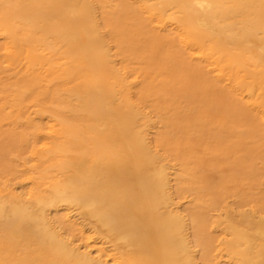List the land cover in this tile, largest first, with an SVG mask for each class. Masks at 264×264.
<instances>
[{"label":"bare ground","instance_id":"6f19581e","mask_svg":"<svg viewBox=\"0 0 264 264\" xmlns=\"http://www.w3.org/2000/svg\"><path fill=\"white\" fill-rule=\"evenodd\" d=\"M39 2L0 0V96L10 98L20 114L27 92L38 100L54 95L59 85L73 84L71 95L90 116V124L82 127L63 116H25L29 143L14 177L23 189L17 195L7 185L0 186V261L4 246L16 251L29 242L36 255L25 248L18 258L22 264L30 257L44 264H193L181 219L169 209L166 170L154 166L157 157L142 130L146 118L138 110L125 114L105 109L115 99L107 81L121 76L99 38L92 10L116 31L114 47L122 59L145 39L151 50L156 41L166 39L171 48L167 62L194 71L205 89L229 99L223 124L215 126L232 138L264 144V107L254 91L258 68L259 77L264 76V54L238 55L223 44L232 42L235 48L264 30V0H94V5L87 0H47L54 8L55 26L40 23L44 15L38 11ZM17 26L24 29L21 42L14 37ZM213 29L220 38L213 37ZM158 84V91L147 98L149 107L165 127L184 138L177 146L191 147L184 128L191 113L193 133L218 140L203 112L177 102L166 76L161 75ZM65 152L81 155L70 166L73 173L59 181L48 163ZM66 168L58 166L57 171L63 174ZM45 184L52 187L48 195L40 190ZM62 202L86 208L107 234L132 247L133 253L108 249L80 228L81 248L62 240L47 217V211ZM232 235L236 241L229 245L219 239L203 243L208 264H218L230 251L244 264H264V242L251 257L239 250L244 235Z\"/></svg>","mask_w":264,"mask_h":264},{"label":"rangeland","instance_id":"374dc122","mask_svg":"<svg viewBox=\"0 0 264 264\" xmlns=\"http://www.w3.org/2000/svg\"><path fill=\"white\" fill-rule=\"evenodd\" d=\"M109 1L113 2L106 0L107 3ZM46 2L47 0H40L37 6L39 13L44 15L40 23L55 26L54 8ZM87 3L94 5V0H87ZM92 14L95 16L99 38L106 45L118 76H121L118 80L111 78L107 81L113 89L115 99L105 109L108 113L119 110L125 114L138 110L146 118L147 124L141 129L147 135L148 147L157 157L156 161L153 160L154 166H163L166 170L167 190L172 201L169 209L181 219L184 243L193 264H208L204 257V242L219 239L229 245L236 241L232 235L234 231L244 235V239L239 241V250L251 257L255 256V251L264 242V213H261L264 207V144L232 138L225 129L215 126L216 123L223 124L229 99L219 91L205 89L200 76L194 71L167 62L171 48L166 39L156 41L152 50L148 46L149 41L145 39L128 59H122L116 54L114 47L116 31L105 24L97 9H93ZM210 31L215 39L220 38L214 29ZM23 32L24 29L17 26L14 37L18 42H21ZM235 42H240L237 37ZM81 43H84L83 38ZM223 44L238 55L264 54V30L246 37L235 48L232 42ZM248 63L251 64L250 61ZM257 70L254 91L257 101L264 107V76L259 77L261 68ZM133 73L138 75L135 80L131 78ZM161 75L166 76L170 92L178 103L205 114L211 121V131L217 135L218 140L193 133L195 113H191L188 114L184 127L188 130L191 147L185 150L181 145H176L181 144L184 138L172 130L173 127H165V122L149 107L147 99L158 91ZM17 79L19 86L20 77ZM73 88V84L59 85L54 95L44 94L38 100L34 93L27 92L20 105V114L10 98L0 96L1 187L5 184L17 195L23 189V185H19L14 177L24 161L25 148L29 143L25 116H63L82 127L90 124V116L82 109L79 100L71 95ZM18 115L23 118L10 123ZM80 155L79 152H65L52 158L48 163L52 174H58L56 178L59 181L64 180L68 174L73 173L70 166ZM91 161L92 158L88 157L87 164ZM58 166L68 168L61 174L57 171ZM50 188L52 187L45 184L40 190L48 195ZM47 217L59 237L75 248H81L76 230L80 228L108 249L118 248L128 255L134 251L132 247L125 246L123 241L107 234V229L96 218L91 217L86 208L66 202L57 203L47 211ZM21 245L16 251L4 246L0 263L22 264L18 258L23 255L25 248L32 251L33 256L36 255L33 243L23 242ZM24 264L44 263L30 257ZM218 264L244 263L240 256L230 251Z\"/></svg>","mask_w":264,"mask_h":264}]
</instances>
